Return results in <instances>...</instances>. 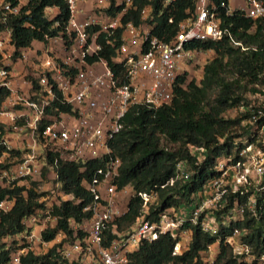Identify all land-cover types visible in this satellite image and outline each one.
Instances as JSON below:
<instances>
[{
	"label": "built area",
	"instance_id": "1",
	"mask_svg": "<svg viewBox=\"0 0 264 264\" xmlns=\"http://www.w3.org/2000/svg\"><path fill=\"white\" fill-rule=\"evenodd\" d=\"M17 1L18 4L12 6L2 0L0 8L6 14L17 15L20 7L30 0ZM63 1L69 10L66 35L70 45L66 47L60 36L48 40L51 45H60L64 55L49 56L50 52L46 53L29 74L34 79L28 80L25 75L21 80V84L28 87L25 95L13 89V73L6 62H16L22 54L13 60L15 49L10 32H0V89L9 91L1 105L0 118L10 122L7 127L0 123L4 131L0 145L5 147V151L0 152V164L12 161L0 170V187H13L15 184L28 187L30 181L43 180L46 152L56 154L64 163L83 165L89 160H101L104 167L94 172L90 182H83L93 197L83 209L90 217L79 224L71 221L72 240L64 243L66 236L62 232L49 242L42 239V233L53 229L58 220L52 214L53 205L59 206L60 201L72 199L71 195L61 192L54 167H48L54 176L55 187L60 190L59 199L49 205L44 204V209L25 218L22 221L24 231L6 239L8 247L15 243L8 264H20L21 257L28 252L35 255L48 252L38 254L36 249L39 245L51 249L59 244L55 255L65 264H127L129 255L137 251L142 242L155 241L167 233L179 237L172 252L176 256L189 246L187 231L182 230L186 223L198 225L203 233L212 237L230 223L243 221L246 214L253 218L264 215L262 125L258 134L252 136L255 137L253 142L248 139L252 130L237 140V146H241L236 149L235 161L221 160L217 166L219 175L206 183L188 206L169 208L160 214L157 222H150L146 215L157 195L138 193L140 216L124 230L118 229L117 222L127 212L128 201L133 195L130 186L119 188L116 183L120 161L113 157L110 146L122 129L121 121L132 106L157 109L171 103L177 78L187 71V64L198 54L187 50V46L194 41L221 39L220 21L211 0H195L193 15L178 25L174 36L164 41L151 35L153 23L149 6L142 9L141 22L135 26L130 21L122 22L127 10L134 8L133 0H113V8L120 7L115 15L108 12L111 0ZM174 1L167 0L166 4ZM220 6L226 7L224 4ZM234 10L243 12L246 18L259 19L264 17V0H243V6L234 9L228 5L226 14L231 15ZM168 21L172 22L171 19ZM101 36L104 44L114 51L112 63L122 66L121 74H116L104 59L88 62L101 51ZM32 81L37 82L36 91H32ZM55 91L61 94L62 102L70 106L71 113L46 114V108L55 99ZM256 120L257 117L252 116L249 123L255 124ZM42 121H49V124L39 131ZM6 133L29 140L27 147L18 150L21 159L16 163L13 160L17 157L11 160L7 152L15 149L4 138ZM37 148L40 151H36ZM39 153H42L41 158H38ZM175 172L180 179H188L191 174L184 163L177 164ZM229 197H232L231 201ZM13 205V198L1 200L0 217ZM78 232L82 236L79 237ZM245 234L246 230H233L228 239L233 254L244 263L256 261V264H264V253L256 259L250 247L242 243L241 237ZM183 236L187 237L186 243L181 240ZM213 246L217 248L216 256L218 246ZM211 247L207 250L209 253ZM214 259L209 257L208 264H212Z\"/></svg>",
	"mask_w": 264,
	"mask_h": 264
},
{
	"label": "trees",
	"instance_id": "2",
	"mask_svg": "<svg viewBox=\"0 0 264 264\" xmlns=\"http://www.w3.org/2000/svg\"><path fill=\"white\" fill-rule=\"evenodd\" d=\"M166 1L133 0L134 8L127 10L122 22L139 25L142 9L149 6L153 23L151 35L168 41L177 32L178 25L193 15L195 0H176L168 4ZM211 1L220 21L221 39L194 41L187 46V50L196 54L213 53L202 68L201 79H188L187 72L180 75L169 105L157 109L141 105L130 107L121 121L122 129L110 144L113 157L120 161L116 183L119 188L130 186L133 194L128 201L127 212L117 222L119 230L130 226L140 216L141 199L138 193L157 195L156 202L149 206L146 215L150 222H157L160 214L169 208L188 206L203 186L219 175L217 166L221 160L235 161L236 149L241 146H237V140L252 130L248 139L253 142L255 137L252 136L257 135L264 125V109L254 106L248 98V95L260 94L264 99V17L249 19L239 10L227 15L229 0ZM111 2L108 12L115 15L120 7L113 8V0ZM4 3L16 6L18 1L4 0ZM221 4L226 7H221ZM48 9H55L56 13L48 17ZM68 20L69 10L63 0H30L20 7L17 15L6 14L0 8V32H10L15 49L13 60L20 58V50L29 48L34 41L46 45L49 39L60 36L64 45L69 46L66 35ZM99 42L101 51L88 62L104 59L116 74H121L122 66L111 61L113 49L104 44L102 36ZM37 89V82L32 81V91ZM8 95L7 89H0V109ZM238 108L247 110L233 118L225 117L227 112ZM69 113L70 106L64 104L61 94L55 91V99L46 108V114L58 116ZM252 116L257 117L255 124L249 123ZM48 124L49 121H42L38 130L42 131ZM3 134L0 126V138ZM2 151L5 147L0 145ZM7 152L10 158L21 155L17 150ZM45 161L47 166L42 177L46 178L51 173L48 167H54L61 192L71 195L72 199L60 201L59 206L53 205L52 214L58 220L53 229L42 233V239L49 242L62 232L66 236L64 243L72 240L70 222L79 224L90 217L83 209L93 197L83 182H90L94 172L104 167V162L89 160L83 165L64 163L58 160L56 154L49 152L45 153ZM179 163H184L190 171L188 179L177 178L175 169ZM6 167L0 164V170ZM36 189V181H30L29 187L16 184L0 187V201L14 199L11 210L0 217V264H8L15 249V243L8 247L6 239L22 233V221L37 210L44 209V203H39L44 193L38 194ZM234 229L246 230L241 241L250 247L256 259L264 253V215L253 218L246 214L243 221L230 223L212 237L203 233L198 225L186 223L182 230L187 231L190 242L181 255H172L179 237L167 233L155 241L142 242L137 251L129 255L127 264H204L202 254L215 244L218 251L212 264H256V261H238L233 254L228 239ZM78 236L82 233L78 232ZM60 245L53 246L44 255L28 252L21 257L20 264H65L55 255L56 247Z\"/></svg>",
	"mask_w": 264,
	"mask_h": 264
},
{
	"label": "rangeland",
	"instance_id": "3",
	"mask_svg": "<svg viewBox=\"0 0 264 264\" xmlns=\"http://www.w3.org/2000/svg\"><path fill=\"white\" fill-rule=\"evenodd\" d=\"M240 0H233L231 1V7H234L238 4ZM54 14V11H49L47 13L48 17H52ZM49 56H60L62 57L64 55V51L63 48L60 45H51L50 46V50H49ZM213 53L212 52H208V53H198L194 58H193V62H189L188 68H187V74H188V79H194L196 81H199L202 77V68L203 66L212 58ZM36 62V61H35ZM27 79L28 80H33L34 77L31 75H27ZM248 98L251 102L254 103V106L256 107H262L264 109V99L262 98V96L260 94L257 95H248ZM22 107V106H19ZM246 109L244 108H238L237 110H232L226 113L225 117L226 118H233L235 117L238 113L240 112H244ZM28 134V133H27ZM27 143L26 141H24V146H26ZM26 149V148H25ZM36 151H40V149H35ZM42 157V153L38 154V158ZM15 158V157H14ZM14 158H12L11 160H13ZM21 156L17 157V160H13V163H16L17 161H20ZM12 161H10L9 163H7L6 165H9ZM6 163V162H5ZM37 182V193L41 194L44 193V196L41 197L39 199V203L43 202L45 205H49L50 203H54L56 200H58V192L60 190H57V188L55 187V180H54V176L51 173H48L46 178H43V180L41 181H36ZM25 184V182L23 183ZM21 185V184H20ZM27 185V184H26ZM30 186V182L28 187ZM130 192L132 193V191L130 190ZM43 199H47L45 201H43ZM61 239V238H60ZM183 243H186L187 237L183 236L181 238ZM39 250L38 254H43L46 251L49 250V246L47 248L43 247L42 245L37 246ZM211 252L209 253L208 251L204 252L202 254V258L205 261L204 264H208L207 260L209 259V257H214L215 258V250H217V248L215 246L211 247Z\"/></svg>",
	"mask_w": 264,
	"mask_h": 264
},
{
	"label": "crops",
	"instance_id": "4",
	"mask_svg": "<svg viewBox=\"0 0 264 264\" xmlns=\"http://www.w3.org/2000/svg\"><path fill=\"white\" fill-rule=\"evenodd\" d=\"M231 1L229 0V7L240 8L243 6V0H240L238 4L234 7H231ZM2 0H0V4ZM50 11H54L55 9H49ZM51 43L49 42L47 45H44L41 42L34 41L32 42L30 48L20 50L22 54V58L17 60L16 62L6 61L10 70L13 73L12 87L13 89L20 92L21 95H25L28 92V87L21 84V80L25 75L32 74V71L35 70L38 66V63L45 57L46 53L50 50ZM36 61V62H35ZM0 123L3 124L4 127L9 126L10 122L7 119L0 118ZM4 138L9 142L15 150H20L24 148V141L29 145V140H25L22 136L16 137L15 134L6 133ZM3 188V187H2Z\"/></svg>",
	"mask_w": 264,
	"mask_h": 264
}]
</instances>
